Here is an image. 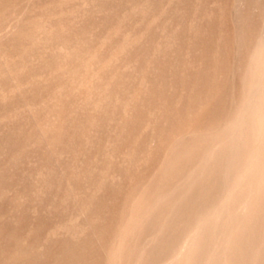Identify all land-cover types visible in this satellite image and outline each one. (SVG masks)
Returning a JSON list of instances; mask_svg holds the SVG:
<instances>
[{"label":"rangeland","instance_id":"obj_1","mask_svg":"<svg viewBox=\"0 0 264 264\" xmlns=\"http://www.w3.org/2000/svg\"><path fill=\"white\" fill-rule=\"evenodd\" d=\"M0 62V264H264V0H0Z\"/></svg>","mask_w":264,"mask_h":264},{"label":"bare ground","instance_id":"obj_2","mask_svg":"<svg viewBox=\"0 0 264 264\" xmlns=\"http://www.w3.org/2000/svg\"><path fill=\"white\" fill-rule=\"evenodd\" d=\"M62 3H63V2H62ZM50 14H51V13H50ZM30 18H31V17H30ZM28 19H29V18H28ZM33 19H34V18H33ZM54 20H55V19H54ZM49 21H50V20H49ZM124 21H125V20H124ZM26 22H27V21H26ZM30 22H31V20H30ZM35 22H36V21H35ZM54 22H55V21H54ZM56 22H57V20H56ZM31 24H32V22H31ZM51 24H52V23H51ZM55 25H56V24H55ZM28 26H29V25H28ZM30 26H31V25H30ZM30 26H29V27H30ZM36 26H37V25H36ZM50 26H51V25H50ZM52 26H54V25H52ZM65 26H66V25H65ZM48 27H49V26H48ZM16 28H17V27H16ZM30 29H31V28H30ZM58 29H59V27H58ZM48 30H49V29H48ZM21 31H22V30H21ZM29 31H30V30H29ZM52 31H53V30H52ZM14 32H15V31H14ZM14 32H13V33H14ZM41 32H43V31H41ZM56 32H57V31H56ZM56 32H55V33H56ZM49 33H50V32H49ZM51 33H52V32H51ZM51 33H50V34H51ZM18 34H19V33H18ZM18 34H17V35H18ZM40 34H41V33H40ZM50 34H48V35H50ZM11 35H12V34H11ZM19 35H21V34H19ZM19 35H18V37H20ZM52 35H54V34H52ZM27 36H28V35H27ZM128 36H129V35H128ZM14 37H15V34H14ZM41 37H42V36H41ZM43 37H44V36H43ZM45 37H46V35H45ZM112 37H113V36H112ZM27 38H28V37H27ZM49 38H50V37H49ZM61 38H63V37H61ZM17 39H18V38H17ZM19 39H20V38H19ZM21 39H22V38H21ZM46 39H47V38H46ZM13 40H14V39H13ZM28 40H29V39H28ZM47 40H48V39H47ZM26 41H27V39H26ZM45 41H46V40H45ZM50 41H51V40H50ZM54 41H55V40H54ZM40 42H41V41H40ZM43 42H44V41H43ZM51 42H52V41H51ZM51 42H50V43H51ZM27 43H28V42H27ZM37 43H39V42L37 41ZM31 44H33V42H32ZM45 44H46V43H45ZM29 45H30V44H29ZM37 45H38V44H37ZM42 46H43V44H42ZM45 46H47V45H45ZM57 46H58V45H57ZM17 47H18V46H17ZM47 47H48V46H47ZM11 48H12V47H11ZM129 48H130V47H129ZM15 49H16V48H15ZM6 50H7V49H6ZM10 50H11V49H10ZM19 50H20V49H19ZM19 50H18V51H19ZM23 50H24V49H23ZM25 50H26V49H25ZM4 52H5V51H4ZM12 52H13V51H12ZM20 52H21V51H20ZM55 52H56V50H55ZM71 52H73V51H71ZM23 53H24V52H23ZM67 54H68V52H67ZM1 55H2V54H1ZM8 55H9V54H8ZM4 56H5V54H4ZM262 56H263V54H262ZM18 57H19V56H18ZM20 57H21V56H20ZM70 57H71V56H70ZM5 58H6V57H5ZM14 58H15V57H14ZM65 58H66V56H65ZM87 58H89V56H88ZM95 58H96V57H95ZM257 58H259V57H257ZM260 58H261V57H260ZM29 59H31V58L29 57ZM33 59H34V58H33ZM96 59H97V58H96ZM8 60H9V59H8ZM12 60H13V58H12ZM40 60H41V59H40ZM82 60H83V59H82ZM85 60H86V58H85ZM9 61H10V60H9ZM2 62H3V61H2ZM5 62H6V61H5ZM17 62H18V61H17ZM62 62H63V60H62ZM94 62H95V61H94ZM258 62H259V61H258ZM0 63H1V62H0ZM6 63H7V62H6ZM6 63H5V64H6ZM10 63H11V61H10ZM29 63H30V62H29ZM96 63H97V62H96ZM3 64H4V63H3ZM7 64H8V63H7ZM35 64H36V63H35ZM60 64H61V63H60ZM104 64H105V63H104ZM13 65H14V64H13ZM30 65L32 66L33 64L31 63ZM92 65H93L94 68H95V64L92 63ZM96 65H97V64H96ZM6 66H7V65H6ZM14 66H15V65H14ZM25 66H26V65H25ZM76 66H77V65H76ZM11 67H13V66H11ZM15 67H16V66H15ZM15 67H14V68H15ZM29 67H30V66H29ZM80 67H81V69L83 68V72H84V73H83L81 76H79V77L77 78V80H76L74 83H76L77 86H82V87H83V85H87V84H88L87 79H88V72H89L88 69H89V67H90V63H89L88 61H87L86 63H85V62H81V63H80ZM97 67H98V66H97ZM260 67H261V66H260ZM8 68H9V67H8ZM27 68H28V67H27ZM257 68H258V67H257ZM92 70H94V69L92 68ZM263 70H264V68H263ZM12 71H13V70H12ZM23 71H24V70H23ZM257 71H258V70H257ZM263 72H264V71H263ZM9 73H10V72H9ZM11 73H12V72H11ZM261 74H262V73H261ZM41 75H43V74H41ZM258 76H259V74H258ZM3 78H4V77H3ZM40 78H41V77H40ZM89 78H90V77H89ZM9 79H10V77H9ZM22 79H23V78H22ZM1 80H2V79H1ZM7 80H8V79H7ZM10 80H11V79H10ZM14 81H16V80H14ZM65 81H66V80H65ZM255 81H257V80H255ZM262 81H263V80H262ZM9 82H10V81H9ZM64 83H65V82H64ZM261 83H262V82H261ZM11 84H12V83H11ZM36 84H37V83H36ZM71 84H72V82H71ZM25 85H26V84H25ZM69 86H70V85H69ZM70 87H71V86H70ZM70 87H69V88H70ZM85 87H86V86H85ZM263 88H264V87H263ZM0 89H1V88H0ZM12 89H13V88H12ZM14 89H15V88H14ZM12 91H13V90H12ZM93 91H95V90H93ZM10 92H11V91H10ZM75 92H77V91H75ZM263 92H264V90H263ZM2 93H4V92H2ZM12 94H13V92H12ZM263 94H264V93H263ZM8 95H9V94H7V96H8ZM22 95H23V94H22ZM2 96H3V95H2ZM80 96H81V95H80ZM255 96H256V95H255ZM263 96H264V95H263ZM4 97H5V96H4ZM83 97H85V96H83ZM17 98L19 99V97H17ZM86 98L88 99L87 96H86ZM89 98H90V97H89ZM255 98H256V97H255ZM255 98H254V99H255ZM0 99H3V98H0ZM20 101H21V100H20ZM98 101H99V100H98ZM263 101H264V100H263ZM1 102H2V101H1ZM78 104H79V103H78ZM254 105H255V104H254ZM254 105H252V106H254ZM53 106H54V105H53ZM78 106H79V105H78ZM256 106H257V105H256ZM256 106H255V107H256ZM27 107H28V106H27ZM259 107H260V106H259ZM85 108H86V107H85ZM256 108H257V107H256ZM261 108H262V107H261ZM79 109H80V108H79ZM254 109H255V108H254ZM259 109H260V108H259ZM261 110H262V109H261ZM80 111H81V110H80ZM263 111H264V110H263ZM92 112H93V111H92ZM92 112H91V113H92ZM26 113H27V112H26ZM64 113H65V112H64ZM254 114H255V113H254ZM37 116H38V115H37ZM247 116H248V115H247ZM30 118H31V117H30ZM13 119H14V118H13ZM30 120H31V119H30ZM263 120H264V119H263ZM58 121H59V120H58ZM18 122H19V121H18ZM32 122H33V121H32ZM54 122H55V121H54ZM251 122H252V121H251ZM251 122H250V123H251ZM34 124H35V123H34ZM54 124H55V123H54ZM251 124H252V123H251ZM251 124H250V125H251ZM259 124H260V123H259ZM43 125H44V124H43ZM257 125H258V124H257ZM251 126H252V125H251ZM263 126H264V125H263ZM255 127H256V126H254V128H255ZM257 127H258V126H257ZM261 127H262V126H261ZM20 128H21V127H20ZM46 128H47V127H46ZM254 128H253V131H254V133H255L256 131L254 130ZM258 128H259V127H258ZM34 129H35V128H34ZM250 129H251V127H250ZM255 129H256V128H255ZM31 131H32V130H31ZM41 131H42V130H41ZM61 131H62V130H61ZM64 131H65V130H64ZM243 133H244V132H243ZM38 134H39V133H38ZM40 134H41V133H40ZM46 135H47V134H46ZM251 135H252V134H251ZM253 135H254V134H253ZM41 136H42V135H41ZM68 136H69V135H68ZM89 136H90V135H89ZM243 136H244V138H246L245 135H243ZM246 136H247V134H246ZM44 137H45V136H44ZM46 137H47V136H46ZM253 137H254V136H253ZM254 138H255V137H254ZM42 139H43V138H42ZM251 139H252V138H250V140H251ZM252 140H253V139H252ZM243 141H245V140H243ZM254 142H255V140H254ZM260 144H261V143H260ZM28 145H29V144H28ZM261 145H262V144H261ZM31 146H32V145H31ZM251 146H253V145H251ZM34 147H35V145H34ZM47 147H48V146H47ZM262 147H263V146H262ZM262 147H261V148H262ZM213 148H215V146H214ZM259 148H260V147H259ZM33 149H34V148H33ZM35 149H36V148H35ZM247 149H248V148H247ZM7 151H8V150H7ZM251 151H253V150H251ZM262 151H263V148H262ZM213 152H214V151H213ZM253 152H254V151H253ZM259 152H261V150H260ZM251 153H252V152H251ZM251 153H250L249 155H251ZM260 154H261V153H260ZM247 156H248V155H247ZM250 157H251V156H250ZM252 157H253V156H252ZM252 157H251V159L254 158V157H253V158H252ZM50 159H51V158H50ZM244 159H245V158H244ZM244 159H243V160H244ZM249 159H250V158H249ZM263 159H264V158H263ZM263 159H262V160H263ZM208 160H209V159H208ZM246 161H247V160H246ZM249 161H250V160H249ZM251 161H252V160H251ZM252 163H253V162H252ZM228 164H229V163H228ZM247 166L249 167V164H247ZM247 166H246V167H247ZM251 166H252V165H251ZM248 167H247V168H248ZM252 167H253V166H252ZM255 167H256V166H254V168H253L254 170H255ZM228 168H229V167H228ZM239 168H241V167L239 166ZM239 168H238V169H239ZM238 169H237V170H238ZM249 169H252V168H249ZM256 169H257V168H256ZM241 170H242V169H241ZM261 170H263V167L261 168ZM243 171H245V169H244ZM243 171H242V172H243ZM255 171H257V170H255ZM250 172H251V174H252L253 171L250 170ZM263 172H264V171H263ZM240 173H241V172H240ZM247 173H248V172H247ZM256 173H257V172H255V174H256ZM233 174H234V173H233ZM248 174H249V173H248ZM259 174L261 175L260 171H259ZM242 175H243V174H242ZM253 175H254V174H253ZM235 176H236V175H235ZM239 176H240V175H239ZM245 176H246V175H245ZM261 176H262V175H261ZM242 177H243V176H240L241 179H242ZM254 177H255V176H254ZM262 177H264V175H263ZM39 178H40V177H39ZM245 178H246V177H245ZM249 178H250V177H249ZM251 178H252V177H251ZM233 179H235V178L233 177ZM243 179H244V178H243ZM254 179H255V178H254ZM262 179L264 180V178H262ZM236 180H237V179H236ZM258 180H260L259 177H258ZM229 181H230V180H229ZM234 181H235V180H234ZM242 182H243V181H242ZM246 182H247V181H246ZM249 182H250V181H249ZM261 182H262V181H261ZM261 182H260V184H261ZM46 183H47V182H46ZM256 183H258V182H256ZM256 183H255V184H256ZM233 184H235V182H234ZM247 184H248V183H247ZM249 184H250V183H249ZM235 185L237 186V184H235ZM38 186H39V185H38ZM233 186H234V185H233ZM233 186H232V188H233ZM236 186H235V187H236ZM246 186H248V185H246ZM261 186H262V185H261ZM261 186H259V187H261ZM248 187H249V186H248ZM28 188H29V187H28ZM233 189H234V188H233ZM230 190H231V188H230ZM259 190H260V189H259ZM228 191H229V190H228ZM237 195H238V194H237ZM180 196H181V195H180ZM249 196H250V195H249ZM250 197H251V196H250ZM256 197H257V196H256ZM246 199H247V198H246ZM253 199H254V198H253ZM255 200H256V199H255ZM254 203H255V202H254ZM243 204H244V203H243ZM251 205H253V203H252ZM247 206H248V205H247ZM251 207H252V206H251ZM245 208H246V207H245ZM254 208H255V207H254ZM241 209H242V208H241ZM242 210H243V209H242ZM81 214H82V213H81ZM205 223H206V222H205ZM199 225H200V223H199ZM58 228H59V227H58ZM60 228H61V227H60ZM55 229H56V228H55ZM71 229H72V228H71ZM57 230H58V229H57ZM54 231H55V230H54ZM195 231H196V230H195ZM198 231H199V230H198ZM193 232H194V231H193ZM64 233H65V231H64ZM71 233H73V231H72ZM75 233H76V232H75ZM61 235H62V234H61ZM59 236H60V235H59ZM66 236H67V235H66ZM195 236H196V235H195ZM195 236H194V237H195ZM50 237H51V236H50ZM56 237H57V235H56ZM167 237H168V236H167ZM190 237H191V235H190ZM46 238H47V237H46ZM48 238H49V237H48ZM61 239H62L61 241H63V238H61ZM191 239H192V238H191ZM191 239H190V240H191ZM49 240H50V239H48L47 241L49 242ZM158 240H159V239H158ZM187 240H188V238H187ZM193 240H194V239H193ZM50 242H51V241H50ZM191 242H192V241H191ZM36 243H37V241H36ZM46 243H47V242H46ZM46 243H45V244H46ZM184 243H185V242H184ZM187 243H189V241H188ZM213 243H214V242H213ZM56 244H57V243H56ZM60 244H61V243H60ZM36 245H37V244H36ZM39 245H40V244H39ZM186 245H187V244H186ZM186 245H185V246H186ZM41 246H42V245H41ZM44 246H45V245H44ZM182 246H183V245H182ZM36 247H37V246H36ZM46 247H47V246H46ZM34 248H35V246H34ZM40 248H41V247H40ZM42 248H43V247H42ZM49 248H50V247H49ZM183 248H184V247H183ZM21 249H22V248H21ZM21 249H20V250H21ZM31 249H32V247H31L29 250H31ZM181 249H182V248H181ZM17 250H19V249H17ZM20 250H19V251H20ZM36 250H37V249H36ZM22 251H23V250H21V252H22ZM40 251H41V250H40ZM33 252H34V251H33ZM35 252H36V251H35ZM35 252H34L33 254H35ZM50 252H51V251H50ZM179 252H180V250H179ZM16 253H17V252H16ZM30 253H31V252H30ZM37 253H38V252H37ZM184 253H185V252H184ZM18 254H19V252H18ZM18 254H17V255H18ZM49 254H50V253H49ZM179 254H180V253H179ZM13 255H14V253H13ZM30 255H31V254H30ZM55 255H56V254H55ZM8 256H9V255H8ZM38 256H39V255H38ZM40 256H41V255H40ZM47 256H48V254H47ZM13 257H14V256H13ZM16 257H17V256H16ZM16 257H15V258H16ZM22 257H23V255H22ZM27 257H28V255H27ZM31 257H33V255H32ZM31 257H30V258H31ZM18 258H20V257H18ZM39 258H40V257H39ZM41 258H42V257H41ZM2 259H3V258H2ZM9 260H10V259H9ZM12 260H14V259L11 258V261H12ZM18 260H19V259H17V261H18ZM22 260H23V259H22ZM25 260H26V259H25ZM28 260H32V259H29V258H28ZM40 260H41V259H40ZM42 260H44V259H42ZM55 260H56V259H55ZM210 260H211V259H210ZM19 261H20V260H19ZM44 261H45V260H44ZM47 261H48V260H47ZM9 262H10V261H9ZM14 262H16V261H14ZM14 262H13V263H14ZM20 262H22V261H20ZM26 262H27V261H26ZM53 262H54V261H53ZM208 262H209V261H208ZM33 263H34V262H33ZM38 263H39V261H38ZM41 263H43V262H41ZM54 263H55V262H54ZM3 264H4V263H3ZM6 264H7V263H6ZM10 264H11V262H10Z\"/></svg>","mask_w":264,"mask_h":264}]
</instances>
